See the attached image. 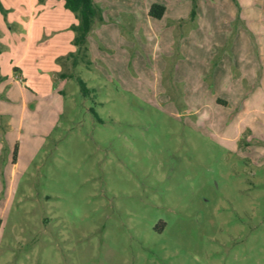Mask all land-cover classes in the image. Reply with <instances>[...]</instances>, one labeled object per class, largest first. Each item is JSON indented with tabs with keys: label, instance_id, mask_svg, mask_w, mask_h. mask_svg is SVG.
I'll list each match as a JSON object with an SVG mask.
<instances>
[{
	"label": "rangeland",
	"instance_id": "rangeland-1",
	"mask_svg": "<svg viewBox=\"0 0 264 264\" xmlns=\"http://www.w3.org/2000/svg\"><path fill=\"white\" fill-rule=\"evenodd\" d=\"M183 2L166 57L62 64L75 14L0 0V264H264V0Z\"/></svg>",
	"mask_w": 264,
	"mask_h": 264
},
{
	"label": "crops",
	"instance_id": "crops-1",
	"mask_svg": "<svg viewBox=\"0 0 264 264\" xmlns=\"http://www.w3.org/2000/svg\"><path fill=\"white\" fill-rule=\"evenodd\" d=\"M135 1L136 0H93L94 4L101 11L102 21L96 22L87 36L86 55L92 57L94 50L97 51L98 49L115 50V52L117 51L116 53L113 54V52H111V54L106 53V55H113L112 57H115L116 60L118 59L117 54L121 53V57H123L122 63L129 64L128 57L130 54L128 50L135 47V44H138V46L152 44L153 39L151 37L153 35L158 36V33L155 32L159 30L158 32L162 33V38L161 34H159L158 43H160L162 39L165 49L162 55L166 57L169 53L168 50H172L175 45L174 41L180 33L179 29L183 21L181 18L183 17H181L182 15L178 11L184 8L185 2L181 3L182 0H151L150 2H144L143 6L141 5L143 19H133V22H130L129 26L124 28L125 26L122 27V19L130 20L133 18L132 14L135 13L132 12L133 10H131V8L134 7ZM152 4H159L164 7V13L160 18H154L148 14ZM76 23L77 19H61L59 21H53L52 23L54 25L52 28L54 36L58 34L57 32L61 31L63 34L61 33V35L58 36H63L65 39L64 47L66 52L61 51V53L56 56V61H60L62 64H66L71 57L70 55L75 54L76 46L73 44L74 32L71 29V25ZM156 26H159V28H155ZM139 36L144 38L139 39ZM155 41L157 42V40ZM180 47H182V45ZM99 53H101L100 50L97 52V55H99ZM164 57L160 60L161 65H166ZM80 60L81 59L74 60V63L72 62L73 65H76ZM86 61H88V64L91 63L90 60ZM2 176L3 171L0 169V180L4 179Z\"/></svg>",
	"mask_w": 264,
	"mask_h": 264
},
{
	"label": "trees",
	"instance_id": "trees-1",
	"mask_svg": "<svg viewBox=\"0 0 264 264\" xmlns=\"http://www.w3.org/2000/svg\"><path fill=\"white\" fill-rule=\"evenodd\" d=\"M65 9L73 12L77 18V23L71 25L74 32L73 44L76 46V54L70 56L85 57L87 52V36L96 22H101V11L94 4L93 0H62ZM164 7L159 4H152L149 8L148 14L154 18H160L164 13ZM195 15L194 9L191 10V18ZM74 63V61H73ZM62 76H65L62 74ZM80 86L83 90H87L83 81L79 80Z\"/></svg>",
	"mask_w": 264,
	"mask_h": 264
}]
</instances>
